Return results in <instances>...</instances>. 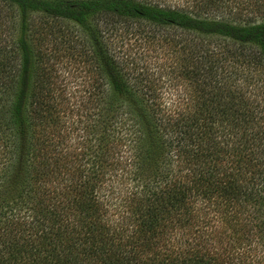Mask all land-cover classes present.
<instances>
[{
    "label": "trees",
    "instance_id": "obj_1",
    "mask_svg": "<svg viewBox=\"0 0 264 264\" xmlns=\"http://www.w3.org/2000/svg\"><path fill=\"white\" fill-rule=\"evenodd\" d=\"M199 1L204 17L147 0H0V264H264V92L240 79L241 64L264 68V6ZM53 22L84 35L63 45L94 76L68 114ZM141 38L177 61L151 71L124 49ZM105 177L122 185L116 210L97 194Z\"/></svg>",
    "mask_w": 264,
    "mask_h": 264
},
{
    "label": "rangeland",
    "instance_id": "obj_2",
    "mask_svg": "<svg viewBox=\"0 0 264 264\" xmlns=\"http://www.w3.org/2000/svg\"><path fill=\"white\" fill-rule=\"evenodd\" d=\"M148 2H154L161 6L169 7V8H175L179 10L184 11H193L198 12V14L203 15L202 13V7L199 0H147ZM246 4H249L248 8L245 6ZM232 6L238 8L242 15H250L252 12H257L255 10L260 9V6H264V0H258L257 2H254V0H240L236 4H231ZM230 6V4H229ZM251 7V9H250ZM247 8V10L245 9ZM260 11H264L260 9ZM9 15V12L7 13ZM204 17V15H203ZM254 18H259V16L255 15ZM36 23H42L46 22L49 24L48 27H43L45 30L49 29L51 26L52 21L42 18H36L34 20ZM56 23L53 22L52 25H55ZM52 33L55 35H48V40L45 43L46 51L48 54H51V56L58 57L56 61V67L57 70L55 71L56 77L54 81L56 82V88L57 90L55 93L59 95L61 98L66 99V103L63 106L65 107L66 114L72 112L73 107L75 108V104L78 100L86 99L90 96L91 93L95 91L94 89V76L90 73H84L86 66L83 64H79V62H72L71 56H69V52L66 46L63 45V38L67 37L70 39V41L76 42L78 45L79 43H83L82 40L84 39V35L81 34L79 29L76 26H73L71 24L67 23H58L57 25L53 26L51 29ZM174 35V34H169ZM175 38H188L191 39V44L193 45H199V46H208L209 48H217L218 50L222 49H230L235 48V44L229 42V41H222L219 38H213V39H204V38H195L190 36H178L174 35ZM141 38L138 42L131 41L129 42L124 49H126V52H129L130 54H137L143 55L144 58L148 57L146 61L149 63L151 71L158 72L160 71V66L162 63L166 62V64L174 63L175 57L172 54H169L167 50H157L152 49V45L148 44L147 42H144L145 40ZM187 39V42L189 43ZM142 46V48H140ZM86 47V45H85ZM78 49V50H77ZM140 49V50H139ZM74 54L77 55V53L80 50V46H77L76 49L73 48ZM141 51V52H140ZM243 54H246L245 51H243ZM147 55V56H146ZM157 56V57H156ZM239 63H241V60H238ZM79 64V65H78ZM156 67V68H155ZM153 68V69H152ZM241 69L243 70V77L241 76L240 79H242L246 84L248 85H255L257 87H260L259 90H262L264 92V68L260 65L250 66L247 64H241ZM256 83V84H255ZM262 84V86H261ZM183 90V87H182ZM163 92V102L167 106V104H176L172 107H177V101H178V91L172 90V89H163L161 90ZM173 110V108H172ZM126 186H132L131 182L129 180H126ZM128 183V184H127ZM111 186L115 188V192L112 193L110 190ZM121 187L119 183H114L113 181H107V177H105L104 182L101 185H97L98 191L97 194L100 195L102 198L107 199L109 203H113V205L110 206L111 209L116 210L117 205H119V199H121V196L118 195L117 192H121ZM124 190V189H123ZM118 196V198H117Z\"/></svg>",
    "mask_w": 264,
    "mask_h": 264
}]
</instances>
